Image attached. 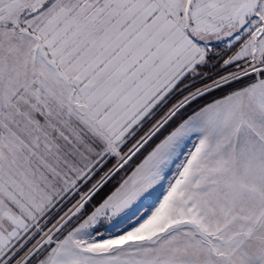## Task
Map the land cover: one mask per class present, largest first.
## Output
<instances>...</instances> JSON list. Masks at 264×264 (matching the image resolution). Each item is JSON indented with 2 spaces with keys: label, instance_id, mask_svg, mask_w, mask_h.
<instances>
[{
  "label": "snow or ice",
  "instance_id": "obj_1",
  "mask_svg": "<svg viewBox=\"0 0 264 264\" xmlns=\"http://www.w3.org/2000/svg\"><path fill=\"white\" fill-rule=\"evenodd\" d=\"M0 264H264V0H0Z\"/></svg>",
  "mask_w": 264,
  "mask_h": 264
}]
</instances>
